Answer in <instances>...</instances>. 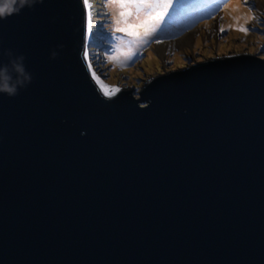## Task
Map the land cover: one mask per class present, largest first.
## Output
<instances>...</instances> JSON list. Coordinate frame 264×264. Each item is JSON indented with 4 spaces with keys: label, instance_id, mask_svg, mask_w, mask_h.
Wrapping results in <instances>:
<instances>
[{
    "label": "water",
    "instance_id": "water-1",
    "mask_svg": "<svg viewBox=\"0 0 264 264\" xmlns=\"http://www.w3.org/2000/svg\"><path fill=\"white\" fill-rule=\"evenodd\" d=\"M87 0L0 19V264H264V60L209 59L138 98L88 63ZM141 104V105H140Z\"/></svg>",
    "mask_w": 264,
    "mask_h": 264
},
{
    "label": "rangeland",
    "instance_id": "rangeland-1",
    "mask_svg": "<svg viewBox=\"0 0 264 264\" xmlns=\"http://www.w3.org/2000/svg\"><path fill=\"white\" fill-rule=\"evenodd\" d=\"M208 1L211 0H199L195 8ZM87 2L91 29L88 63L99 81L127 88L135 98L148 79L166 71L240 54L264 60V7L257 11L253 0H227L210 17L204 13L199 21L190 22L186 28L183 24L194 16V11L185 13L187 7L191 9L188 0ZM111 2L116 6L114 11ZM141 14L151 22L158 20V27L154 25L152 31L142 29ZM214 25L219 30L215 31ZM190 31H196L190 47L168 49L163 59L155 52L160 43H169ZM140 35L145 37L137 50L117 56L119 39Z\"/></svg>",
    "mask_w": 264,
    "mask_h": 264
},
{
    "label": "bare ground",
    "instance_id": "bare-ground-1",
    "mask_svg": "<svg viewBox=\"0 0 264 264\" xmlns=\"http://www.w3.org/2000/svg\"><path fill=\"white\" fill-rule=\"evenodd\" d=\"M191 1V2H189ZM199 2V0H188L187 4L188 6H191V9H194L195 6L197 5V3ZM253 2L256 4V9L258 10H262V7H264V1L261 0H253ZM115 3V2H114ZM235 3V2H234ZM111 6H112V10L114 11V9H116V6H114L113 2H111ZM124 9V8H123ZM192 13V12H191ZM187 15V14H185ZM254 15V14H253ZM256 15V14H255ZM184 16V15H183ZM186 17V16H185ZM257 17V16H256ZM153 22H151V19L145 18L142 14H141V18H140V24H141V28H145L148 29L150 28L152 31L153 26L155 25V27H158V20H154L152 19ZM133 24V23H131ZM213 29H215V31L219 30L218 25H214ZM142 33V32H141ZM139 34V33H138ZM137 34V35H138ZM196 34V31H190L185 33L183 36H181L179 39L176 40H171L169 43H160L161 45L157 46V49L155 50V52L158 54V56L160 58H164L165 56V52L168 49H173V48H185V47H190L191 44L193 43V37ZM142 37V38H141ZM145 36L140 35V36H136V37H129V38H123V39H119L117 41V45H116V51H117V56L123 57V56H127L130 53L134 52L135 50H137L136 48L139 46V44L142 42V39ZM236 56V55H235ZM231 57V56H229ZM196 64V63H195Z\"/></svg>",
    "mask_w": 264,
    "mask_h": 264
},
{
    "label": "clouds",
    "instance_id": "clouds-1",
    "mask_svg": "<svg viewBox=\"0 0 264 264\" xmlns=\"http://www.w3.org/2000/svg\"><path fill=\"white\" fill-rule=\"evenodd\" d=\"M34 2L35 0H0V19L18 14L23 7H31ZM22 60L23 57H19L17 58V61H12V69L17 74L15 81H13L12 77L8 74L7 68H0V92H6L9 95H15L17 85L22 86L26 81L30 80V76L25 73L22 63L18 62Z\"/></svg>",
    "mask_w": 264,
    "mask_h": 264
}]
</instances>
